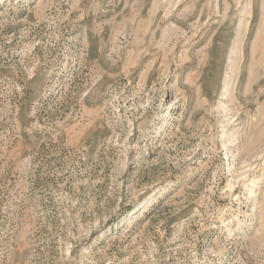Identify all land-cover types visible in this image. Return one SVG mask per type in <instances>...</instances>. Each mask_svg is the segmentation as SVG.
Listing matches in <instances>:
<instances>
[{"label":"rangeland","instance_id":"obj_1","mask_svg":"<svg viewBox=\"0 0 264 264\" xmlns=\"http://www.w3.org/2000/svg\"><path fill=\"white\" fill-rule=\"evenodd\" d=\"M0 264H264V0H0Z\"/></svg>","mask_w":264,"mask_h":264}]
</instances>
